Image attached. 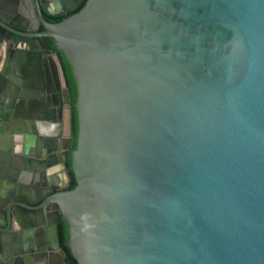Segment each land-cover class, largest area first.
Here are the masks:
<instances>
[{"label":"water","instance_id":"water-1","mask_svg":"<svg viewBox=\"0 0 264 264\" xmlns=\"http://www.w3.org/2000/svg\"><path fill=\"white\" fill-rule=\"evenodd\" d=\"M31 1L0 0V264H264V0Z\"/></svg>","mask_w":264,"mask_h":264},{"label":"crops","instance_id":"crops-1","mask_svg":"<svg viewBox=\"0 0 264 264\" xmlns=\"http://www.w3.org/2000/svg\"><path fill=\"white\" fill-rule=\"evenodd\" d=\"M51 57L54 60V56L51 55ZM1 62H2V59H0V64H1ZM57 77H58L59 85H60V87H62V81H61V77H60V74H59V71H58V67H57ZM33 86L29 87L28 91L32 90ZM17 101H18V103L14 105V108H12V113L11 114H13V115H19L20 112H23V111L29 109L27 104L24 103L23 99H18ZM21 103H23V104H21ZM61 119H62V112L60 114V118H55L52 121L51 120L50 121L42 120V121H39V124H38V121L36 120V121H34V124H32V126H30V124H26L27 121H19L18 119L11 117V119L9 120L10 123L8 125L11 126L14 129V134L13 135L14 136H18V137L20 136L21 141L24 140V136L30 137V141L27 140V141H29V143L28 142L27 143L29 145L32 143V148H35L34 145L37 146V143H38L37 137L41 136L44 133H46V137H49V135L52 134V132L51 133H47L46 132L47 130H51L50 127L54 128V125L57 124L58 130H59V127L61 129V125H62ZM39 127H40V131H41L40 133L38 131ZM41 128L43 129V131L41 130ZM59 133H60V130H59ZM11 141L12 140L9 137H6L3 134V132H0V145H3V146L7 147V145H9V142H11ZM31 159L34 161V162H32L34 167H36V162H37L38 159L34 158V157H31ZM26 168L27 169H33V166H32V164H30V165H27ZM10 169H14V168L12 167ZM15 169H25V168L24 167H22V168L20 167V168H15ZM28 172H31V171H28ZM8 174L11 175V172H8ZM16 176L18 177V173H17ZM26 177H28V176H26ZM31 179H32V176H29L27 180L31 181ZM32 181H34V179ZM41 227H43V225H41ZM41 232H42V230H41ZM37 235H38V233H35L34 240H37ZM0 261L1 262L3 261L1 257H0Z\"/></svg>","mask_w":264,"mask_h":264},{"label":"flooded vegetation","instance_id":"flooded-vegetation-1","mask_svg":"<svg viewBox=\"0 0 264 264\" xmlns=\"http://www.w3.org/2000/svg\"><path fill=\"white\" fill-rule=\"evenodd\" d=\"M48 1H50V4H51V0H48ZM80 1L81 0H79V2H77V4L75 5V6H77L79 3H80ZM23 2H24V5H22L21 7H22V9H23V13H22V18H23V16L25 15V13L26 12H29L30 10H32L33 9V7H32V1L31 0H23ZM72 3H76V1L74 0V2H72ZM74 6V7H75ZM73 7V8H74ZM52 8H54L53 7V4H52V7L50 8V9H52ZM72 9V8H71ZM68 10H70V9H68ZM68 10H66V11H64V12H60V13H58V14H66L67 13V11ZM43 15V14H42ZM48 15H50V14H48ZM53 15H55V14H53ZM44 17V16H43ZM22 18H20V20H22ZM44 19H45V17H44ZM46 20V19H45ZM47 21V20H46ZM29 23V22H28ZM28 25H30V23L28 24ZM29 28L30 27H32V29H35V30H39L38 28H39V25L36 27V23L35 22H33V24L31 25V26H28ZM2 63V62H1ZM0 67H1V64H0ZM13 143H11L10 142V146L9 147H11V150H12V145ZM11 154H12V152L13 151H9ZM3 158L4 157H2L1 156V158H0V164H2V162H3Z\"/></svg>","mask_w":264,"mask_h":264},{"label":"trees","instance_id":"trees-1","mask_svg":"<svg viewBox=\"0 0 264 264\" xmlns=\"http://www.w3.org/2000/svg\"><path fill=\"white\" fill-rule=\"evenodd\" d=\"M82 2H83V0H81L80 3H79L77 6H75L74 8L68 10L66 14H55V15L43 14V16L45 17V19H46L47 21H48L50 18H60V17H62V16H65V15H67V14L72 13L75 9H77V8L82 4ZM38 29H40V26H39ZM49 46H50V45H49ZM50 48H51L52 51L56 52L51 46H50ZM61 67H62V65H61ZM62 70H63V67H62ZM63 73H64V71H63ZM65 82H66V81H65ZM66 86H67V85H66ZM57 234H58V232H57ZM64 260H65V262H66L67 264H73V260H72L68 255L64 258Z\"/></svg>","mask_w":264,"mask_h":264},{"label":"bare ground","instance_id":"bare-ground-1","mask_svg":"<svg viewBox=\"0 0 264 264\" xmlns=\"http://www.w3.org/2000/svg\"><path fill=\"white\" fill-rule=\"evenodd\" d=\"M48 63H50L51 62V59H50V61L48 60L47 61ZM33 84V83H32ZM36 85L35 86H37V84H39L37 81H36V83H35ZM35 89V90H34ZM33 90V91H32ZM31 90V93L33 92V93H37V92H39V91H37V87H34L33 86V89ZM36 99V97H31V98H26V99H23V100H28L27 102H24L25 104H27V106L29 107V109H27V110H25V111H23V112H20L19 113V115H25V114H29V112L32 110V101L33 100H35ZM16 119H18L19 121H25V120H20L19 118H16ZM38 121V124H39V121H42V120H37ZM42 126V125H41ZM55 126V125H54ZM54 130V129H53ZM16 149H17V147H16ZM51 253H52V255L53 256H55V253L53 252V251H51Z\"/></svg>","mask_w":264,"mask_h":264},{"label":"rangeland","instance_id":"rangeland-1","mask_svg":"<svg viewBox=\"0 0 264 264\" xmlns=\"http://www.w3.org/2000/svg\"><path fill=\"white\" fill-rule=\"evenodd\" d=\"M61 121H62V119H61ZM62 123V122H61ZM59 130H60V136H61V129H60V127H59Z\"/></svg>","mask_w":264,"mask_h":264}]
</instances>
